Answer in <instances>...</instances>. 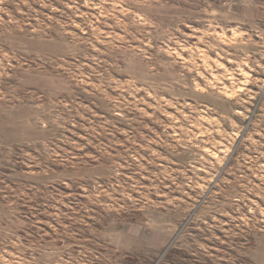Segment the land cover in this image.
<instances>
[{
  "label": "rangeland",
  "instance_id": "rangeland-1",
  "mask_svg": "<svg viewBox=\"0 0 264 264\" xmlns=\"http://www.w3.org/2000/svg\"><path fill=\"white\" fill-rule=\"evenodd\" d=\"M0 264H264V0H0Z\"/></svg>",
  "mask_w": 264,
  "mask_h": 264
}]
</instances>
